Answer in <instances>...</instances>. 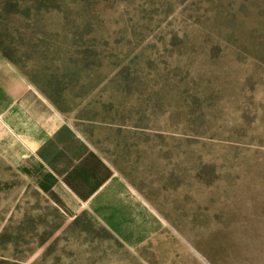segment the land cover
Segmentation results:
<instances>
[{"label":"rangeland","instance_id":"obj_1","mask_svg":"<svg viewBox=\"0 0 264 264\" xmlns=\"http://www.w3.org/2000/svg\"><path fill=\"white\" fill-rule=\"evenodd\" d=\"M0 43L36 88L42 75L63 83L65 115L156 223L139 247L103 224L119 243L96 223L82 232L0 156V264H264V0H0ZM131 60L162 111L171 79L195 77L207 131L162 113L118 129L122 107L105 118L103 89Z\"/></svg>","mask_w":264,"mask_h":264},{"label":"crops","instance_id":"obj_2","mask_svg":"<svg viewBox=\"0 0 264 264\" xmlns=\"http://www.w3.org/2000/svg\"><path fill=\"white\" fill-rule=\"evenodd\" d=\"M0 156L68 219L91 214L127 247L154 237V211L1 53ZM141 207L142 223L133 218Z\"/></svg>","mask_w":264,"mask_h":264},{"label":"trees","instance_id":"obj_3","mask_svg":"<svg viewBox=\"0 0 264 264\" xmlns=\"http://www.w3.org/2000/svg\"><path fill=\"white\" fill-rule=\"evenodd\" d=\"M36 4L37 2L35 3V9L40 10ZM23 12L27 15L29 13V8H25ZM84 52L86 53L87 51ZM0 53L10 62L15 61L14 58L9 56L8 50L4 48L1 43ZM149 60L150 59L147 61L148 63ZM130 64L135 63L131 60L128 64L123 63L118 65L115 69V73L109 78L103 89V92L108 95L107 100L102 103L105 118L114 119L116 114L120 116L122 112L119 111V108L122 107L123 110H129V112H127L129 113V117L127 122H123L122 125L117 126L118 129H121L122 126L125 125L128 129L140 130V132H143L142 128L146 125V123L144 124V121H149L151 119L157 120L162 113L169 115L171 120L179 117L183 129L191 133L195 132L198 135H202L207 131L205 122L210 117V115H208L210 113V107L196 89L198 88V84L195 77L190 76L189 81L186 79V75L183 78V84L176 81L174 78L171 79L173 92L169 93L170 96H168L170 100L169 109L162 111L164 96L161 93V90L159 91L155 88L156 85H154V78L151 77L150 74L145 75V70L142 67L130 66ZM178 68V65H174L172 69L177 70ZM72 74L73 77H70L69 75L70 83L73 81L77 85L81 80L77 79L74 71H72ZM39 78V82L42 83L38 85V89L63 114H67L69 110L64 105L65 101L63 100V91L61 90L63 83L59 80L50 79L46 75H42ZM85 85L88 86L89 81L82 83L80 86ZM109 123L113 124L112 122ZM79 216L82 217L83 221L82 232H88L96 223L109 238H112L119 243V240L110 231L105 229V227L100 225L91 214L90 217L88 213L82 212L81 215H78L75 218L73 221V223L75 222L74 224H77L80 221Z\"/></svg>","mask_w":264,"mask_h":264}]
</instances>
